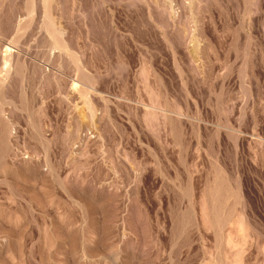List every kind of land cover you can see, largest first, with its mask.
<instances>
[{
  "label": "rangeland",
  "instance_id": "1",
  "mask_svg": "<svg viewBox=\"0 0 264 264\" xmlns=\"http://www.w3.org/2000/svg\"><path fill=\"white\" fill-rule=\"evenodd\" d=\"M0 264H264V0H0Z\"/></svg>",
  "mask_w": 264,
  "mask_h": 264
}]
</instances>
